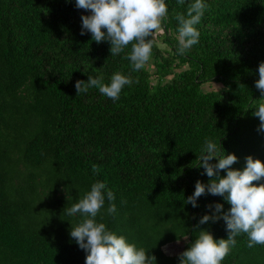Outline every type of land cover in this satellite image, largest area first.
<instances>
[{
	"label": "trees",
	"instance_id": "16d2710c",
	"mask_svg": "<svg viewBox=\"0 0 264 264\" xmlns=\"http://www.w3.org/2000/svg\"><path fill=\"white\" fill-rule=\"evenodd\" d=\"M193 2L165 0L160 37L171 49L154 42L150 72L132 70L131 44L113 56L108 41L81 35L91 12L76 0H0V264H85L70 236L82 216L66 210L98 181L113 192L116 212L107 213L106 199L97 221L155 264H180L202 230L227 238L223 219L199 224L215 204L230 208L223 197L206 189L196 207L185 200L197 181L212 179L197 166L205 138L237 157L232 169L243 170L248 156L264 163V130L253 115L264 103L255 87L264 0H204L199 42L179 55L176 15ZM116 72L133 80L118 100L97 88L76 94L77 80L110 83ZM208 82L221 88L202 91ZM183 239L176 255L161 249ZM236 241L221 264H264V245L249 248L247 234Z\"/></svg>",
	"mask_w": 264,
	"mask_h": 264
},
{
	"label": "clouds",
	"instance_id": "9594fccd",
	"mask_svg": "<svg viewBox=\"0 0 264 264\" xmlns=\"http://www.w3.org/2000/svg\"><path fill=\"white\" fill-rule=\"evenodd\" d=\"M178 4H184V0H178ZM76 7L91 12L81 17V35L86 30L96 43L108 41L113 56L119 55L131 44V52L126 58L130 60L133 71L143 69L151 59L155 42L153 36L163 32L162 22L168 12L165 0H76ZM206 7L204 0H194L186 14L176 15L179 24L177 54L183 55L199 42L200 32L195 26L201 22ZM258 73L255 87L264 97V62L259 64ZM131 83L130 75L116 72L110 83H105L103 76H88L87 82L77 80L75 88L76 94L97 88L101 94L116 101L124 86ZM253 115L261 122L258 130H264V103L259 104ZM198 159L202 163L197 166L203 167L212 179L207 185L197 181L194 193L185 203L196 207L197 198L205 194L206 189L212 195L223 197L230 208L222 211L223 205L215 204L214 213L204 215L199 224L223 219L228 235L226 239L217 241L209 232L200 231L191 246L179 254L180 264H221L236 245V237L241 234H247L249 248L264 245V183L259 186L253 183L264 178V163L248 156L243 170L232 169L231 166L238 162L237 157L234 154L225 155L218 141L210 138H205ZM213 159L217 163H209ZM220 170H224L226 175L221 177ZM92 171L97 173L99 169L92 165ZM106 199L107 213L112 215L116 212V205L112 203L115 196L111 190H106L103 182L98 181L91 185L90 191L79 202L66 210L69 216H82L78 226L71 229L70 236L85 251V264H155V256L148 255L144 248H137L126 237L117 235L105 223L97 221Z\"/></svg>",
	"mask_w": 264,
	"mask_h": 264
},
{
	"label": "rangeland",
	"instance_id": "374dc122",
	"mask_svg": "<svg viewBox=\"0 0 264 264\" xmlns=\"http://www.w3.org/2000/svg\"><path fill=\"white\" fill-rule=\"evenodd\" d=\"M162 33H155L154 37L156 45L164 51H169L171 49V47L169 45H167L166 43H164L161 39ZM186 66H183L182 68H185ZM146 68L150 71L153 72L154 71V66L152 65V60H150L147 64H146ZM152 81L153 83H155V78L152 75ZM221 88V84L216 83V82H208V83H204L201 85V89L204 92H208V91H216L219 90ZM184 245V239L180 240V241H176V242H171L168 243L167 245H165V247L162 249L164 253H167L169 255H176L178 254L182 247Z\"/></svg>",
	"mask_w": 264,
	"mask_h": 264
},
{
	"label": "water",
	"instance_id": "95a60500",
	"mask_svg": "<svg viewBox=\"0 0 264 264\" xmlns=\"http://www.w3.org/2000/svg\"><path fill=\"white\" fill-rule=\"evenodd\" d=\"M168 244V243H167ZM167 244H165V245H167ZM165 245H163L162 247H161V249H163L164 247H165ZM166 255H169V254H167V253H165ZM169 256H172V255H169Z\"/></svg>",
	"mask_w": 264,
	"mask_h": 264
}]
</instances>
